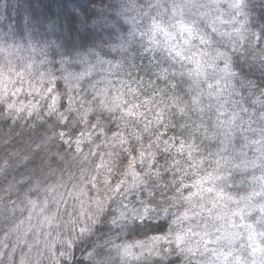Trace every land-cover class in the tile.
<instances>
[{
    "label": "clouds",
    "instance_id": "9594fccd",
    "mask_svg": "<svg viewBox=\"0 0 264 264\" xmlns=\"http://www.w3.org/2000/svg\"><path fill=\"white\" fill-rule=\"evenodd\" d=\"M0 264H264V0H0Z\"/></svg>",
    "mask_w": 264,
    "mask_h": 264
}]
</instances>
